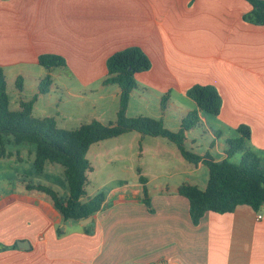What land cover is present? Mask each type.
I'll return each mask as SVG.
<instances>
[{"label": "crops", "instance_id": "0c3cea01", "mask_svg": "<svg viewBox=\"0 0 264 264\" xmlns=\"http://www.w3.org/2000/svg\"><path fill=\"white\" fill-rule=\"evenodd\" d=\"M252 10L247 0H0V67L21 80L30 67H41L38 92L40 78L55 68L86 86L108 78L113 54L140 47L152 63L136 75L140 88L179 95L173 102L169 95L166 110L172 106L181 121L198 110L187 97L193 86L220 91L221 113L210 120L211 131L224 141L216 161L227 158L229 139L242 137L241 125L251 129L245 147L264 161V25L247 19ZM46 54L62 56L66 66H41L39 57ZM54 90L52 84L41 95ZM114 92L120 99L121 89ZM199 113L202 126L209 117ZM19 153L8 158L22 161ZM116 153L99 148L94 158L110 165ZM29 185L0 192V264H264V206L258 212L248 205L230 214L209 212L194 225L179 189L198 184L151 189L147 179L148 205L138 178L132 184L118 181L86 223L65 220L48 196ZM50 188L68 198V188ZM99 193H87L83 202ZM20 241L30 248L20 249Z\"/></svg>", "mask_w": 264, "mask_h": 264}, {"label": "trees", "instance_id": "16d2710c", "mask_svg": "<svg viewBox=\"0 0 264 264\" xmlns=\"http://www.w3.org/2000/svg\"><path fill=\"white\" fill-rule=\"evenodd\" d=\"M253 5L248 15L257 25H264V0H247ZM41 66L48 69L65 67L62 56L46 54L39 57ZM152 63L145 51L137 46L123 49L113 54L107 61L108 78L105 84H115L121 89L120 107L117 121L103 124L95 121L84 124L75 130L59 128L53 118H35L33 109L37 97L21 101L19 110L10 109V97L5 71L0 67V157H10L12 152L8 147L21 145L35 146L34 170L43 174L46 164H58L64 168L68 186V198L62 200L59 193L44 185H29V190H36L48 196L53 206L65 220L82 221L101 211L106 201L105 193L101 192L88 201L83 202L87 195L86 187L88 172L92 165L87 158L90 148L100 142L118 138L131 132L143 136L162 137L174 143L182 156L190 164L202 163L209 171L208 186L200 189L193 185H181L179 194L190 203V216L194 225H199L205 214L234 213L240 206H251L258 212L264 206V161L245 147L246 140L251 138V129L241 125L237 132L240 139H229L226 151L227 158L216 161L210 154L198 155L185 149L186 134L202 124L200 111L211 116H219L222 110V95L220 91L209 85H195L187 97L195 102L198 110L190 112L183 118L181 129L172 132L165 128L162 120L149 117H127L130 97L138 88L135 76L147 72ZM52 80L50 75L41 80L39 93L47 94ZM18 90L23 91V82L17 80ZM170 94L163 95L161 107L166 110ZM241 154L239 164L232 163L233 156ZM144 186L145 201L148 200L146 188L147 179L140 177Z\"/></svg>", "mask_w": 264, "mask_h": 264}, {"label": "rangeland", "instance_id": "374dc122", "mask_svg": "<svg viewBox=\"0 0 264 264\" xmlns=\"http://www.w3.org/2000/svg\"><path fill=\"white\" fill-rule=\"evenodd\" d=\"M29 70L28 74L22 77L24 90L21 92L17 88L18 78L12 72L6 71L7 92L12 111L19 110L22 100L30 101L36 96L32 115L39 119L51 117L62 129L75 130L84 124L95 121V119L103 124L117 121L116 112L120 107V99L117 100L114 90L120 88L118 85L105 84V79L104 81L89 82L84 86L82 82L70 80L62 69L55 68L54 74L49 75L56 90L49 95L42 96L38 92L35 80L36 77H40L42 69L35 66L30 67ZM137 76L135 79L139 86L131 94L127 117L143 116L162 120L165 128L172 132H178L182 125L180 114L172 106L163 110L160 107V101L164 94L143 90L140 88L143 84ZM40 79L43 80L45 77ZM67 88L75 90L81 95L72 96L68 94ZM170 96L172 102L181 99L176 93ZM186 101L189 100L185 99ZM184 105L189 106L186 103ZM97 116L101 119H97ZM204 116L209 117V120L186 134L185 149L198 155L208 153L215 159L220 156L218 151L222 148L224 141L211 131L210 120L213 117L207 113ZM228 133L233 136L232 133ZM99 148L102 152H117L112 164L106 165L100 160H95V151ZM16 150L20 152L19 158L22 155V161H18L17 156L13 159L0 158V192L22 183H27V185L43 184L54 189L57 187L60 193L64 191V188H68L64 168L61 165L49 162L45 173L37 174L33 166L35 146L27 144L8 147V151H12L13 154L16 153ZM238 157V154L233 156L231 162L239 161ZM87 158L96 167L95 172H88L86 188L90 195L97 189L106 194L116 186L118 181L132 184L137 182L141 175L151 180V189H154L153 186L166 184L171 187L180 181L198 184L200 189H205L208 186L209 171L207 167L203 165L202 168L196 170L195 165L185 160L174 143L162 137L143 136L138 132H131L104 141V143L95 144Z\"/></svg>", "mask_w": 264, "mask_h": 264}, {"label": "water", "instance_id": "95a60500", "mask_svg": "<svg viewBox=\"0 0 264 264\" xmlns=\"http://www.w3.org/2000/svg\"><path fill=\"white\" fill-rule=\"evenodd\" d=\"M91 221H92L91 217H89L88 219L84 220V222H86V223H89ZM18 247L20 249L26 250V249L30 248V244L28 242H26V241H20V242H18Z\"/></svg>", "mask_w": 264, "mask_h": 264}, {"label": "built area", "instance_id": "2783aa9c", "mask_svg": "<svg viewBox=\"0 0 264 264\" xmlns=\"http://www.w3.org/2000/svg\"><path fill=\"white\" fill-rule=\"evenodd\" d=\"M262 217H263V216L259 215V216H258V219H262ZM129 264H142V263H138V262H137V263H129Z\"/></svg>", "mask_w": 264, "mask_h": 264}]
</instances>
